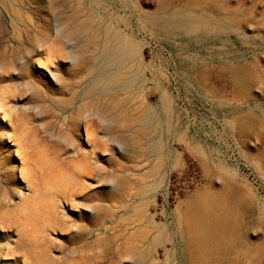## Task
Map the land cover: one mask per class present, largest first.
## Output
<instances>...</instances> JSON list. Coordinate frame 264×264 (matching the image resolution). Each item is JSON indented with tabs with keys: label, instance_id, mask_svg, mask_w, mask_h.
<instances>
[{
	"label": "rangeland",
	"instance_id": "374dc122",
	"mask_svg": "<svg viewBox=\"0 0 264 264\" xmlns=\"http://www.w3.org/2000/svg\"><path fill=\"white\" fill-rule=\"evenodd\" d=\"M14 1L19 15L0 0V204L44 236V262L113 264L120 247L129 249L128 264H200L179 235L185 201L227 188L241 219L229 222L213 264H263L264 0ZM57 31L61 58L45 50ZM244 68L249 88L236 84ZM244 118L250 122L239 127ZM88 126L97 141L90 146ZM21 143L33 160L17 154ZM70 162L73 179L60 170ZM24 170L35 173L38 191ZM46 204L64 229L42 230ZM5 218L0 245L13 248L19 233ZM229 237L239 249L227 252ZM16 259L1 256L0 264Z\"/></svg>",
	"mask_w": 264,
	"mask_h": 264
},
{
	"label": "bare ground",
	"instance_id": "6f19581e",
	"mask_svg": "<svg viewBox=\"0 0 264 264\" xmlns=\"http://www.w3.org/2000/svg\"><path fill=\"white\" fill-rule=\"evenodd\" d=\"M176 1V0H175ZM179 3V2H178ZM177 3V4H178ZM10 4H11V7H12V11L16 14V15H19V11H18V8L17 7H14L15 5H18V2H16V1H14V0H10ZM219 10V9H218ZM85 17V16H84ZM18 19H19V17H18ZM201 20V19H200ZM58 21V20H57ZM205 21V20H204ZM96 22V21H95ZM208 23H210V22H208ZM62 24V23H61ZM152 25V24H151ZM213 25V24H212ZM89 27V26H88ZM57 28V27H56ZM217 30V29H216ZM185 31V30H184ZM238 31V30H237ZM242 31V30H241ZM64 34H62V32H60V31H57V36L56 37H54V38H52L50 41H47L46 43H45V50L48 52V54L51 56V57H65V52H63V50L61 49V47H60V45L61 44H63V41L61 40V36H63ZM78 35H80V34H78ZM199 36V35H198ZM67 38V37H66ZM69 42H70V40H69ZM71 43V42H70ZM37 53L39 52L38 50H35ZM41 51V50H40ZM31 55H33V54H31ZM19 57V56H18ZM32 58V57H31ZM26 59V58H25ZM25 59H22V60H25ZM65 59V58H64ZM4 61V60H3ZM21 61V60H20ZM19 61V62H20ZM0 62H2V61H0ZM51 62V61H50ZM6 64L5 65H7V62H5ZM27 63H28V61H27ZM34 63V62H33ZM52 63V62H51ZM1 64H4V63H1ZM0 64V65H1ZM24 64H26L25 63V61H24ZM10 65H12V64H9V66ZM38 65V67L39 68H42V69H44V70H46L47 72H49V70H48V67L46 66V65H44V63H42V64H37ZM30 67H32V66H30ZM243 67V66H242ZM11 69V68H10ZM17 69V68H16ZM20 70V69H19ZM1 74V73H0ZM19 74V73H18ZM9 75V74H8ZM20 75H21V73H20ZM251 76V73L249 72V70H247L246 68H244L243 70H241L240 72H239V74H237L236 76H235V79H236V84L238 85V86H240L241 85V87L242 88H246V86H248V84H244L245 82L244 81H246L247 79L249 80V77L248 76ZM4 76H7V75H3L2 77H4ZM253 76V75H252ZM8 77V76H7ZM19 77H21V76H19ZM209 77V76H208ZM25 78V77H24ZM23 78V79H24ZM10 79V78H9ZM5 80V79H4ZM219 80V79H218ZM208 81H210V80H208ZM1 82V81H0ZM7 82V81H6ZM13 82V81H12ZM14 82H15V79H14ZM247 82H249V81H247ZM253 82V81H252ZM19 84L21 83V82H18ZM216 83V82H215ZM13 84V83H12ZM11 84V85H12ZM217 84V83H216ZM214 85V84H213ZM219 85V84H218ZM221 85V84H220ZM251 84H249V86H250ZM16 86V85H15ZM210 86V85H209ZM222 86V85H221ZM249 86H248V88H249ZM1 88V87H0ZM224 88H222V90H223ZM253 89V88H252ZM220 90V89H219ZM251 90V89H250ZM130 92V91H129ZM128 92V93H129ZM224 92V91H223ZM252 92V91H251ZM127 93V94H128ZM135 93V92H134ZM133 95V94H132ZM141 95V94H140ZM139 95V96H140ZM114 96V95H113ZM119 97H120V95H118ZM104 97V96H103ZM101 99V98H100ZM93 100H95V99H93ZM114 100H116V99H114ZM113 100V101H114ZM117 101V100H116ZM101 103H102V100H101ZM4 104H6V103H4ZM138 104V103H137ZM113 105V104H112ZM14 106V105H13ZM136 105H134V107H135ZM106 107V106H105ZM105 107L103 108V109H105ZM20 108V107H19ZM123 108V107H122ZM125 108V107H124ZM108 109H110V108H108ZM131 109V108H130ZM120 110V109H119ZM134 110V109H133ZM129 113V112H128ZM143 113V112H142ZM114 114V113H113ZM95 115V114H94ZM126 115V114H125ZM138 115V114H137ZM149 115V114H148ZM7 116H8V114H7ZM11 116V115H10ZM10 116H8L9 118H10ZM26 116V115H25ZM96 116V115H95ZM98 116V115H97ZM129 116V115H128ZM7 117V118H8ZM17 117V116H16ZM98 117H100V115L98 116ZM8 118V119H9ZM23 118H24V116H23ZM102 118V117H101ZM10 119H12V117L10 118ZM28 119H31L30 117L28 118ZM100 119V118H99ZM103 119V118H102ZM101 119V120H102ZM27 120V119H26ZM249 120H250V118H249ZM248 120V118H244L243 120H241V121H239V123H238V126L239 127H246L247 125H248V123L250 122ZM21 121H23L22 119H21ZM5 122V121H4ZM10 122V121H9ZM30 122V121H29ZM264 122V121H263ZM11 123V122H10ZM18 123H20V119H19V122ZM26 122L24 121V124H25ZM28 125H29V123H28ZM74 125V124H73ZM260 125H261V123H260ZM18 126H19V124H18ZM17 126V127H18ZM11 127V126H10ZM16 127V126H15ZM19 127H21V126H19ZM23 127L24 128H26L25 127V125H23ZM78 127V126H77ZM89 127V126H88ZM86 128V130H85V140H86V142H87V144L90 146L91 144H94L95 142H97L96 141V138H95V136H94V134L93 133H95V132H93V130L92 129H90L91 127H89V128ZM105 127V126H104ZM79 128V127H78ZM82 128V127H81ZM95 128V127H94ZM100 128V127H99ZM107 128V127H106ZM114 128V127H113ZM116 128V127H115ZM15 130H17V129H15ZM26 130H27V128H26ZM26 130H24V131H26ZM36 130V129H35ZM96 130V129H95ZM247 131V130H246ZM105 132V131H104ZM23 134L25 133V135H27L28 136V138H29V134H30V132H29V134H26V132H22ZM28 133V132H27ZM35 134V133H34ZM96 134H98V133H96ZM117 134V133H116ZM126 134H129V133H125L123 136H125ZM18 136H20L19 135V133H18ZM18 136H17V139H18ZM34 136V135H33ZM32 136V137H33ZM141 136V135H140ZM34 137H36V135L34 136ZM84 137V136H83ZM82 137V138H83ZM105 137V136H104ZM120 137L121 136H119L118 138L120 139ZM127 136H125V138H126ZM129 137V136H128ZM24 138H25V136H24ZM37 138V137H36ZM123 139V141L124 140H126V139ZM118 139V140H119ZM21 140H22V138H21ZM25 141H27L26 139H24ZM23 140V141H24ZM111 140V139H110ZM121 140V139H120ZM31 140H29V142H30ZM32 141H34L35 142V139L34 140H32ZM37 141V140H36ZM19 142V141H18ZM28 142V144H30ZM112 142V141H111ZM27 143V142H26ZM26 143H25V145H24V143H21V144H18V145H20L19 146V149L16 151L17 152V154L19 155V156H21V157H23V158H27L28 160H30V159H32L33 160V158H32V156L33 155H31V154H29L28 153V150L26 149L27 147H26ZM115 143V142H114ZM27 144V145H28ZM31 144H32V142H31ZM116 144V143H115ZM33 145H35L34 143H33ZM37 145V144H36ZM84 145V144H83ZM38 146V145H37ZM76 146V145H75ZM121 147H122V145H121ZM33 148V147H32ZM38 148V147H37ZM85 148V147H84ZM41 149V148H40ZM44 149V148H43ZM42 149V150H43ZM73 149V148H72ZM36 150V149H35ZM37 151H40V150H37ZM31 152H32V150H31ZM36 152V151H35ZM10 153V152H9ZM80 153V152H79ZM11 154V153H10ZM9 154V155H10ZM40 154V153H39ZM42 154V153H41ZM74 154V153H73ZM97 154V153H96ZM13 155V154H12ZM11 155V156H12ZM40 156V155H39ZM38 156V157H39ZM43 156V155H42ZM97 156V155H96ZM45 157L47 158V156L45 155ZM42 158V157H41ZM40 158V159H41ZM26 159V160H27ZM43 159V158H42ZM45 159V158H44ZM43 159V160H44ZM37 160V159H36ZM38 160H39V158H38ZM43 160H41L42 162H43ZM46 160V159H45ZM44 160V161H45ZM133 160V159H132ZM134 161V160H133ZM39 162H40V160H39ZM72 162V161H71ZM64 163L63 165H61V167H60V170H62V172H63V174H65L67 177H69L70 179H73V173L74 172H72L73 170H72V166L74 165V164H72V163ZM47 163H48V161H47ZM263 163V162H262ZM42 164V163H41ZM46 164V163H45ZM53 164V163H52ZM51 164V165H52ZM55 165V164H54ZM152 165V164H151ZM45 166V165H44ZM50 166V165H49ZM54 167V166H53ZM74 167H76L77 168V166L76 165H74ZM82 167V166H81ZM50 168H51V166H50ZM55 169H56V167H54ZM88 168V167H87ZM75 169V168H74ZM78 169V168H77ZM30 170V169H29ZM46 170H47V168H46ZM45 170V172H47ZM82 170V169H81ZM55 171V170H54ZM78 171V170H77ZM28 171L27 170H24V173L22 172V176H25L24 174L25 173H27ZM32 172H33V170H32ZM43 172H44V170H43ZM49 172V171H48ZM84 172V171H83ZM29 174H28V176H27V174H26V178L24 177V180H27L26 181V184L28 183V185L29 186H31V187H34L35 188V190L37 189L36 187H37V185H38V181L37 180H39L37 177V180L32 176V174L34 175L35 173H32L31 175H30V172H28ZM80 173H82V172H80ZM79 173V174H80ZM55 174V173H54ZM83 174V173H82ZM86 174H87V172H86ZM91 174H93V173H91ZM61 175H62V173H61ZM85 175V174H84ZM90 175V174H89ZM48 176V175H47ZM49 176H50V173H49ZM56 177V176H55ZM76 177V176H75ZM52 178H53V176H52ZM51 178V179H52ZM90 178H92V177H90ZM16 179H17V177H16ZM41 179V178H40ZM48 179V178H47ZM19 180V179H18ZM45 181H46V179H44ZM21 181V180H20ZM50 181L51 180H49V184L48 185H52V183H50ZM76 181V180H75ZM5 182V181H4ZM4 182H2V183H4ZM9 182V181H8ZM25 182V181H24ZM52 182V181H51ZM73 182H74V180H73ZM78 182V181H77ZM42 183V182H41ZM44 184H45V182H43ZM75 183V182H74ZM76 184V183H75ZM74 185V184H73ZM39 186V185H38ZM53 187V186H52ZM69 187H71V185L69 186ZM77 187V186H76ZM47 188H49L50 190H51V188H50V186L48 187L47 186ZM86 188V187H85ZM213 188V187H212ZM219 188V187H218ZM220 188H222V186H220ZM30 189V188H29ZM28 189V190H29ZM73 189H77V188H73ZM22 190V189H21ZM20 190V191H21ZM39 190V189H38ZM38 190H36V191H38ZM68 190V189H67ZM25 192V191H24ZM41 192H42V190H41ZM41 192H40V194H41ZM74 192H76V191H74ZM18 193V192H17ZM44 193V192H43ZM49 193V192H48ZM48 193H46V195L48 194ZM52 193H54V192H52ZM59 193L61 194V195H63V194H65V192L63 191V190H59ZM73 192H71L70 194H72ZM92 193V192H91ZM38 194V193H37ZM36 194V195H37ZM74 194V193H73ZM17 195V194H16ZM7 196V195H6ZM12 196V195H11ZM45 196V195H44ZM15 197V196H14ZM39 197V196H38ZM54 197V196H53ZM88 197H89V195H88ZM2 198H4V197H2ZM1 198V199H2ZM6 198V197H5ZM8 198V197H7ZM18 198V197H17ZM20 198V197H19ZM36 198V197H35ZM41 198H43V197H41ZM15 199H16V197H15ZM45 199V198H44ZM64 199L65 200H68L69 199V197L67 196V195H64ZM10 200H12V197H11V199ZM19 200V199H18ZM34 200V199H33ZM36 200V199H35ZM47 200V199H46ZM45 200V201H46ZM20 201V200H19ZM28 201V200H27ZM84 201H86V200H84ZM88 201H89V198H88ZM91 201V200H90ZM10 202V201H9ZM14 202H16V201H14ZM34 201H32L31 203H33ZM35 202H39V198H38V201H35ZM71 202V201H70ZM29 204H30V202H28ZM41 203V202H40ZM46 203V202H45ZM44 203V204H45ZM49 203V202H48ZM8 204V203H7ZM12 204V203H11ZM24 204H25V202H24ZM65 204V203H64ZM69 204V203H68ZM239 204V202H237V195H236V193L234 192V191H229L227 188H222V190H221V193H219V194H213V193H210V192H206V191H199V192H197V193H195L194 195H192L191 197H189V199H187L186 201H185V206H184V211H183V213L181 214V222H183L184 223V232H183V230L181 231V234H179V235H181V238H182V241L184 242V244H185V255H187V257L190 259V260H194L195 261V263H196V261L198 262V263H203V264H213V259H214V257L215 256H217L216 255V253H222L223 252V249H222V246L225 244V241L223 240V237H226L227 236V234H228V230H229V222L231 221V219L232 218H238V217H240V219H241V214L238 212V211H236L235 210V208H237V205ZM5 205H6V203H2V204H0V220H2V219H4L5 217L7 218V220H9V223H7L8 225L7 226H10V227H15V229L17 228V230H18V233H19V236H18V239L14 242V247L13 248H9V246H10V244H6V245H4V246H1L0 247V257L1 256H7V258L8 257H13V256H20L21 258H22V260L21 261H18L17 259H16V262H14L13 264H19L20 262L22 263V264H48V263H45L44 262V260H43V255L46 253V251L48 252V247H47V244H46V241H45V238L43 239V235L40 233V235H42L43 237H41L40 235H37V234H35V233H32L31 231H29V230H31V229H27V227H26V225H24V223H23V221H22V217L24 218V216H21V217H19V216H15V217H18L19 219H21V220H17V219H11L10 217H11V215H12V212L10 213V211H9V213H7V212H5V210H2V207H5ZM52 205V204H51ZM12 206V205H11ZM30 206L31 207H33L31 204H30ZM47 206H50V204H46V208H45V205L43 206L44 207V209L45 210H43L44 212H43V214H41V215H43V217L39 214L38 216L40 217H42V219H43V221H44V223L43 224H41L40 222V227L43 225V229L42 230H47L48 228L50 229V227H58V228H60V229H64L63 228V226H62V222H61V219H59V216H58V213H57V210H56V208L55 207H51V208H49V207H47ZM83 206V205H82ZM87 206H88V204H87ZM86 206V207H87ZM85 207V206H84ZM262 207V206H261ZM27 208V210L26 209H24L25 211H23V212H29L28 211V207H26ZM34 208H35V206H34ZM37 208V207H36ZM35 208V209H36ZM249 208V207H248ZM20 209V208H19ZM22 209V208H21ZM34 209V210H35ZM38 209V208H37ZM100 209V208H99ZM247 209V208H246ZM11 210V209H10ZM18 210V209H17ZM31 210H33V208L31 209ZM36 211V210H35ZM13 212H15L14 210H13ZM20 212H21V210H20ZM38 213L40 212L39 210L37 211ZM32 213V212H31ZM36 213V212H35ZM102 213V212H101ZM253 213V212H252ZM9 214H11L10 216H9ZM17 213H15V214H13V215H16ZM22 213H20V215H21ZM28 214H30V213H28ZM33 214H34V212H33ZM32 214V215H33ZM240 214V215H239ZM23 215H24V213H23ZM26 215V214H25ZM36 215V214H35ZM30 217V216H29ZM39 217L36 219V221L39 219ZM40 217V218H41ZM5 218V219H6ZM25 218H26V216H25ZM28 218V217H27ZM31 218H35L34 216L33 217H31ZM31 218H28L31 222H32V220H31ZM95 218V217H94ZM93 218V219H94ZM96 219H99V218H96ZM250 219V218H249ZM24 220V222L27 224V225H29L30 223H28L29 222V220L27 221V219L25 220V219H23ZM35 221V222H36ZM95 219L93 220V222L95 223ZM93 222H92V224H93ZM1 223H2V221H1ZM22 223V224H21ZM33 224H34V221L32 222ZM31 223V224H32ZM169 223V222H168ZM253 223V222H252ZM30 224V225H31ZM90 224H91V221H90ZM238 224V223H237ZM251 224V223H250ZM23 225V226H22ZM242 225V224H241ZM240 225V226H241ZM32 227H33V225H31ZM38 226V225H37ZM96 226V225H95ZM250 226V225H249ZM78 227V226H77ZM66 228V227H65ZM93 228V227H92ZM14 229V228H13ZM33 230H34V228H32ZM37 229H39V226H38V228ZM36 229V230H37ZM82 229V228H81ZM80 229V230H81ZM84 229H86V228H84ZM83 229V230H84ZM249 229V228H248ZM36 230H34V232L36 231ZM99 230V229H98ZM234 230H235V227H234ZM246 230V229H245ZM13 231H15V230H13ZM39 231V230H38ZM62 231V230H61ZM66 231V230H65ZM43 232V231H42ZM105 232V231H104ZM17 233V234H18ZM46 233V232H45ZM79 233H81V232H79ZM98 233H100V232H98ZM103 233V232H102ZM87 234V233H86ZM95 234V233H94ZM246 234V233H245ZM248 235H249V233H247ZM246 234V235H247ZM88 235V234H87ZM46 236V235H45ZM231 236V235H230ZM261 236V235H260ZM13 237V236H12ZM86 237V236H85ZM244 237V236H243ZM247 237V236H246ZM17 238V237H16ZM250 238H252L251 236H250ZM12 240V239H11ZM103 240V239H102ZM180 240V239H179ZM3 241V240H2ZM91 241V240H90ZM98 241V240H97ZM105 241V240H104ZM236 241V240H235ZM71 242V241H70ZM106 242V241H105ZM229 242H230V244H231V246H230V248L227 250V252H230V251H234V250H237V249H239V246H235V244H233V242H232V238H230L229 237ZM7 243V242H6ZM9 243V242H8ZM104 242H102V244H103ZM108 243V242H107ZM107 243H104L103 245L104 246H106V244ZM110 243V242H109ZM12 244V243H11ZM92 244V243H91ZM91 244H88L89 246L91 245ZM95 244V243H94ZM99 244V243H98ZM102 244H100V245H102ZM180 244V243H179ZM100 245H99V247H100ZM103 245H102V247H103ZM109 245H111V244H109ZM109 245H107V247H105V248H108L109 247ZM114 245V244H113ZM12 246V245H11ZM89 246H86V247H89ZM94 246H96V245H94ZM85 247V248H86ZM91 247V246H90ZM80 248H81V246H80ZM113 248V247H112ZM112 248L110 249V250H112ZM223 248H224V246H223ZM7 250V251H5V250ZM88 249V248H87ZM96 249H99L98 247L96 248ZM104 249V248H103ZM136 249V248H135ZM137 249H138V247H137ZM140 249V248H139ZM86 250V249H85ZM94 250V249H93ZM108 250V249H107ZM109 250V251H110ZM79 251V250H78ZM82 251V250H81ZM84 251V250H83ZM90 251V250H89ZM76 252V251H75ZM80 252V251H79ZM105 252H107L108 253V251H105ZM134 252H136V251H134ZM138 252V251H137ZM226 252V251H225ZM88 253V251L85 253V254H87ZM94 253H95V251H94ZM132 253V252H131ZM72 254V253H71ZM107 255H109L110 256V252L107 254ZM133 255H135V254H133ZM137 255H139V254H137ZM136 255V256H137ZM77 256V255H76ZM86 257V256H85ZM89 257H90V255H89ZM94 256H92V258H93ZM105 257L107 258V256L105 255ZM115 257L117 258L115 261H114V263L113 264H128V263H125V262H127V260L126 259H128L129 258V249L128 248H118L117 249V253H116V255H115ZM227 257V256H226ZM4 258V257H3ZM73 258V257H72ZM77 258V257H76ZM95 258V257H94ZM185 258H186V256H185ZM217 258V257H216ZM219 258H221V254H220V257ZM48 258H45V260H47ZM75 258H73V260H74ZM80 259H82V258H80ZM90 260H91V257L89 258ZM89 259H87V257L85 258V260H86V262L87 261H90ZM52 260V259H51ZM83 261H85L84 259H82ZM82 260H80V261H82ZM95 260V259H94ZM106 260V259H105ZM113 260V259H112ZM221 260H222V258H221ZM226 260V259H225ZM82 261V262H83ZM140 261V260H139ZM142 261H143V259H142ZM47 262V261H46ZM81 262V263H82ZM131 262V261H130ZM2 263V262H1ZM70 263V262H69ZM72 263V262H71ZM74 263V262H73ZM72 263V264H73ZM77 263V262H76ZM88 263V262H87ZM142 263V262H141ZM221 263V262H220ZM12 264V263H11ZM105 264V263H104ZM130 264V263H129ZM132 264V263H131ZM217 264V263H216ZM227 264V263H226ZM263 264H264V262H263Z\"/></svg>",
	"mask_w": 264,
	"mask_h": 264
}]
</instances>
